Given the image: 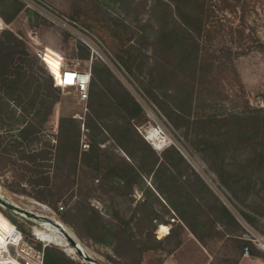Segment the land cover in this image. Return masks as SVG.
I'll list each match as a JSON object with an SVG mask.
<instances>
[{
  "label": "rangeland",
  "instance_id": "rangeland-1",
  "mask_svg": "<svg viewBox=\"0 0 264 264\" xmlns=\"http://www.w3.org/2000/svg\"><path fill=\"white\" fill-rule=\"evenodd\" d=\"M17 1L21 3V8L14 13L12 19H8L3 11L7 10L13 13L14 6H11V0H0V14L8 22V26L1 30L0 34L4 30H8L18 39L20 43L19 53L28 59V63L24 64L25 67L33 75V81L36 84L40 83L41 93H50L51 103L48 113L35 118L32 125L23 132L17 128L19 122L15 115L9 119L8 123H5L4 120L7 115L0 119V133H4L5 136V141L0 146V196H3L13 205L40 216L27 215L23 211L0 202V235H5L6 239L8 235H11L15 223L18 226H16L17 229H21L22 235L25 236L24 242L18 247L15 245L12 247V253L16 254L21 248L27 250L33 248L37 253L34 257L29 254L25 255L37 263L41 262L38 252L43 251L48 241L38 236L40 233L38 231L37 234L36 228L44 227L43 222L57 219L66 226V231L68 230L73 235L76 241L82 245L84 251L98 262L101 264L116 263L117 259L113 258H118V256H116L112 246L85 236L90 235V233L86 230L84 232L80 226L62 218L61 210L52 203V192L53 177L56 171L55 160L59 151L61 163L64 161L66 144L68 143L60 131L62 118L72 117L76 120L80 128V150H88L90 147H83L84 142H88L91 146L93 139L90 134L91 129L87 125L88 113L91 112L96 117L100 116L110 104L125 92L132 93L144 108L145 119L143 124L139 126H148L154 123V120L160 122L168 134L176 140L178 145L174 146L202 176L212 193L219 197L240 219L246 231L243 235L252 238L255 244L264 251V216L261 217V221L258 220L251 224L246 222L240 213L241 208L254 214L257 212L251 208L258 207L261 209L262 207L264 209V174L255 173L252 167L253 162L251 161L252 164L249 162L250 156L252 155L254 158L257 154L255 150L260 151V148L256 149L257 143H260L261 139L264 141V137L255 140L250 135L249 138H238L236 142L235 140L230 141V143L227 141V148L225 146L220 147L221 157L219 160L224 167L219 166L227 169L235 176V179L240 181L241 194L237 196L227 184L223 183L204 154L195 148L192 142L195 135L194 127L189 129L186 126L177 127L148 95L146 84L151 83L150 71L155 67L154 55H156V48H158V45L156 46L153 42L155 26L152 21L151 8L154 0ZM205 1L206 10H208L205 19L209 18V21L206 23L201 38L202 41L206 40V34L210 30L209 34L212 35L213 39L208 42L212 46H210L211 49L210 47L207 48L210 49V53H214V57L211 58L214 65L211 67V72L206 76L207 80H203L198 86L197 106L200 105V107L196 109L194 116L203 115L205 117L208 114H215L221 117L227 113L245 111L246 116L254 117L257 112V115L261 114L264 117V0ZM55 16L73 18L88 28L99 40L105 60L97 57L91 61V50L82 44L79 38L73 36L57 23L54 20ZM43 41H48L49 45L46 46L47 58L52 61L55 60L54 58H58V47L62 43L63 56L68 65H78L80 68L91 65L92 76L89 95L86 100L80 99L74 88L55 90L49 83L48 69L36 57V52L44 48L41 44ZM244 47L248 49L243 51ZM228 48L231 50L229 51ZM205 49L203 53L206 54ZM119 55L123 56L124 60H134L132 71ZM96 65L98 66L97 69ZM102 67L107 68L110 75L103 78L96 73L95 69L101 70ZM19 112L17 110L16 115ZM213 122L212 127L219 128L218 125L220 124H217V121ZM10 123H14V125H10ZM49 131H57V134L50 135ZM231 133L233 135L238 134L235 128L227 129V134L231 135ZM19 141L22 142L21 146L16 148L14 145ZM50 142L55 145L51 146ZM42 145L50 149L52 153L47 185L35 182L41 166L32 164L34 167L30 170L22 166L26 161L22 158V153L23 155L24 153L28 154V150L40 149ZM101 145L108 149L107 158L109 160H117L120 154H124L113 145L111 140H107ZM212 154L215 156L216 151H212ZM259 156L260 154L254 163L259 161ZM68 169L69 166H66L58 170L59 174L61 172L59 181L64 179V174ZM94 174L95 172L90 167L79 169L76 182L71 184L74 188L73 191L70 188L61 199L65 207L77 202L79 196H86L82 193H88L87 201L107 218L114 217L116 211L121 208L124 211L129 210L126 218L130 219L136 205L146 200L148 205L157 209L159 219L168 221V224H158L156 235L164 238L173 229L171 236L165 241V249L168 251L165 252L163 249L146 251L143 264H159V257L164 256V261L166 258L174 257L181 264H208L209 258L212 259L214 255L216 259H221L226 255L224 249L226 241L223 235L216 233V230L212 233V223L207 224V226H211V230L208 228L209 234L203 235L207 242L208 249H206L189 229H180V219L168 204L167 198L155 197L139 184L134 185L132 196L113 195L105 191L106 183L105 186L101 184L99 181L101 177L98 176L97 179ZM73 176L74 174H72V178ZM246 176L247 178L243 179ZM145 180L146 187H154L155 182H153L152 177L147 176ZM198 186L199 184L196 187ZM89 188L90 192L88 191ZM211 196V194L204 196L203 203L207 201L214 203L215 197L214 195L213 198ZM245 199L249 205L254 206L248 208V205H244ZM209 202L207 203L209 204ZM204 206L209 208L207 204ZM135 221L136 219L132 220L133 223ZM142 225L144 224L140 222L141 227ZM216 225L219 228L222 227L218 222ZM135 227L137 228L136 225ZM228 228L231 229L230 226ZM8 230L10 232H7ZM59 232L63 233V229H60ZM237 232L241 233V229ZM180 239L182 242L176 248L175 246ZM49 246H54L63 251L76 263L90 264L79 252H68L66 247L59 243L52 242ZM69 247L77 250L72 243ZM211 252L212 255L210 256ZM251 256L254 255L246 249L241 260L247 257L246 259L252 261ZM245 264H249V262L247 261Z\"/></svg>",
  "mask_w": 264,
  "mask_h": 264
},
{
  "label": "trees",
  "instance_id": "trees-1",
  "mask_svg": "<svg viewBox=\"0 0 264 264\" xmlns=\"http://www.w3.org/2000/svg\"><path fill=\"white\" fill-rule=\"evenodd\" d=\"M11 6H14L13 13L3 11L8 19H12L14 13L20 10L21 3L11 0ZM151 12L155 26L153 42L156 46L158 45V48L154 55L155 67L150 71L152 80L150 84H146L148 95L177 127L186 126L188 129L194 127L195 135L192 142L195 148L204 154L223 183L227 184L235 195L240 196V181L235 179V176L227 169L221 168L224 166L219 160L220 147H226L230 141L235 140L236 142L238 138H249L250 135L255 140L263 138L264 117L261 114L257 115V112L254 117L246 116L245 111L231 112L221 117L215 114H208L205 117L203 115L194 116L196 109L200 107V105L197 106L198 86L203 80H207L206 76L214 65L211 59L214 53H210L212 45L209 42L213 39L209 34L210 30L206 34V40L202 41L201 38L206 23L209 21V18L205 19L208 13L206 1L154 0ZM19 45L18 39L10 31L4 30L0 34V119L7 115L4 120L8 123L9 119L15 115L19 122L17 128L23 132L32 125L35 118L48 113L51 98L49 92L41 93L40 83L36 84L33 81V75L24 65L28 63V59L20 55ZM204 49L206 54L203 53ZM228 49L231 50V48ZM246 49L248 48L244 47L242 50L246 51ZM119 56L123 59V56ZM47 59L51 63L54 62L50 58ZM124 62L132 71L134 60L126 59ZM97 67L96 65V69ZM96 69V73L103 78L110 75V71L105 67L101 70ZM17 110L20 111L18 115H16ZM144 119V108L135 96L130 92L123 93L100 116L96 117L91 112L88 113L87 125L91 129L90 134L93 139L90 148L81 151L78 123L72 117L62 118L60 131L68 143L64 161L61 163L59 151L55 160L56 171L53 177L52 192V203L61 210L62 218L80 226L84 232L90 233L85 236L112 246L118 256V258H113L117 259L115 264H143L146 251L155 249L168 251L165 249V241L171 236L173 229L164 238L156 235L158 224H168V221L159 219L157 209L148 205L146 200L136 205L130 219L126 218L129 210L124 211L121 208L116 211L114 217L107 218L87 201L88 193H82L86 196H79L78 201L69 207L63 205L61 199L70 188L73 191L71 184L76 182L79 169L90 167L95 172L94 177L98 179L100 176L101 184L106 183L105 191L113 195L132 196L134 185L139 184L151 195L167 198L168 204L180 219V229H189L206 249H208L207 242L203 235L209 234L208 228L211 230L212 226V233L216 230V233L223 235L226 241L224 245L226 255L221 259H216L214 255L212 259L209 258L208 264H239L246 249L254 256L264 258V251L255 244L252 238L243 235L246 231L240 219L219 197L212 193L206 181L186 161L180 150L170 145L159 153L144 138L138 129ZM213 121L220 124L219 128L212 127ZM230 128L231 130L235 128L238 134H227V129ZM48 133L54 135L57 131ZM186 133L188 134V131ZM0 134V146H2L5 136L4 133ZM107 140H111L113 145L124 153L119 156L117 154V160L107 158L108 149L101 145ZM21 143L19 141L14 146L18 148ZM257 144L256 149L260 148V151L255 150L257 154L254 158L251 155L249 162L251 164L253 162L252 167L255 173L264 174V141L261 139ZM50 145L55 144L50 142ZM212 151H216L215 156ZM27 152L28 154L24 153V155L22 153V158L26 160L22 166H25L27 170L33 168L34 164L41 166L35 182L47 185L52 158L51 150L42 145L40 149ZM258 154H260L259 161L254 163ZM66 166H69V169L64 174V179L59 181L61 172L59 174L58 170ZM72 174H74L73 178ZM147 176L152 177L155 182L154 187H146ZM197 184H199L198 187H196ZM88 191L90 192V188ZM210 194L212 198L213 195L215 197L214 203L207 200L209 204L205 201L203 203L204 196ZM205 204L209 208H206ZM244 205H248V208L254 206L249 205L247 199ZM251 209L257 213L254 214L242 208L240 213L246 222L254 224L264 216V209L262 207ZM131 219H136L135 223ZM140 222L144 224L142 227ZM217 222L221 224V228L217 227ZM209 223L213 225L207 226ZM239 229L241 233L237 232ZM83 231L80 232L83 233ZM4 242L5 235H0V243ZM181 242L182 239L175 247L177 248ZM43 252V264H81L76 263L54 246H44ZM209 255L211 256L212 252ZM164 258L165 256L159 257V264H163Z\"/></svg>",
  "mask_w": 264,
  "mask_h": 264
},
{
  "label": "built area",
  "instance_id": "built-area-1",
  "mask_svg": "<svg viewBox=\"0 0 264 264\" xmlns=\"http://www.w3.org/2000/svg\"><path fill=\"white\" fill-rule=\"evenodd\" d=\"M54 20L62 25V27L69 31L73 36H76L80 39L82 44L91 50V61L97 57H101L105 60L101 46L99 45V40L96 36L85 26L80 24L77 20L66 17V16H55ZM8 26L7 20L0 14V31ZM61 43V42H60ZM44 48L40 49L41 51L36 52V57H38L40 63L47 67L49 73V83L53 86L55 90H63L68 88H74L77 92V95L80 99L86 100L89 95V87L92 76L91 65L89 67L80 68L78 65H68L63 56V45L62 43L58 47V58H54L57 63L52 62L47 59L48 50L47 45L48 41H43L41 43ZM43 65V66H44ZM140 133L144 138L149 141L153 147L161 152L163 149L170 145H178L176 140H174L166 131L165 127L154 120V123L150 125H141L138 127ZM84 148H89L90 144L88 142L83 143ZM8 217V216H7ZM9 218V217H8ZM9 220H11L9 218ZM12 221V220H11ZM13 222V221H12ZM14 223V222H13ZM15 224V223H14ZM16 225V224H15ZM17 226V225H16ZM18 227V226H17ZM18 231L21 233L18 240H13L7 243V247L0 246V261L5 259L9 264H17L14 259H18L23 264H43L44 263V252L39 251L38 253L41 262H35L33 259L29 258L25 254L30 256H35L37 253L32 248L27 250L26 248H21L20 251H17L16 254L12 253V247L19 246L21 242L25 241V236L22 235L21 229L18 228ZM17 242V243H16ZM16 243V244H15ZM19 243V244H18ZM52 242H48L46 245H51ZM45 245V246H46ZM28 257V258H26Z\"/></svg>",
  "mask_w": 264,
  "mask_h": 264
},
{
  "label": "bare ground",
  "instance_id": "bare-ground-1",
  "mask_svg": "<svg viewBox=\"0 0 264 264\" xmlns=\"http://www.w3.org/2000/svg\"><path fill=\"white\" fill-rule=\"evenodd\" d=\"M57 220V219H56ZM58 221V220H57ZM58 222L61 223V225L63 226L60 227L56 224H53V222L47 221V222H43L44 227H37L36 228V232L38 234V231L40 233L41 237L39 234L38 236L48 242H53V243H59L63 246L66 247V250L68 252H76L77 250H74L72 247H69L70 245V240L68 239V237L66 236L67 234L71 235L70 232L67 230L66 231V226L59 220ZM60 229H63V233L59 232ZM18 233H20L16 227V225H13V230L10 233L11 235H8L5 239V242L3 244L0 243V246L7 247V243H9L10 241L13 242V240H18V238H20V236L18 235ZM21 235V233H20ZM73 237V235H71ZM74 238V237H73ZM75 239V238H74ZM76 240V239H75ZM17 243V242H16ZM15 243V244H16ZM22 243V242H21ZM20 243V244H21ZM19 244V243H18ZM82 246V245H81ZM83 248V247H82ZM77 249V248H76ZM84 250V249H83ZM78 252V251H77ZM15 263L17 264H23L21 261H19L18 259H14ZM0 264H9L5 259H2V261H0Z\"/></svg>",
  "mask_w": 264,
  "mask_h": 264
},
{
  "label": "water",
  "instance_id": "water-1",
  "mask_svg": "<svg viewBox=\"0 0 264 264\" xmlns=\"http://www.w3.org/2000/svg\"><path fill=\"white\" fill-rule=\"evenodd\" d=\"M0 202L3 203L4 205L6 206H9V207H14L20 211H23L24 213H26L27 215H30V216H35V217H40L39 215L35 214V213H32L26 209H23V208H20L16 205H13L12 203H10L7 199H5L4 197L0 196ZM59 221V220H58ZM57 220H53L51 219L50 222H53V224H56L60 227L63 228V226L61 225L60 222H58ZM68 237V239L70 240V243L73 244L74 247L77 248V251L82 255V257L87 261L89 262L90 264H101L100 262H98L94 257H92L89 253H87L86 251L83 250L81 244L79 242H77L71 235L67 234L66 235Z\"/></svg>",
  "mask_w": 264,
  "mask_h": 264
},
{
  "label": "crops",
  "instance_id": "crops-1",
  "mask_svg": "<svg viewBox=\"0 0 264 264\" xmlns=\"http://www.w3.org/2000/svg\"><path fill=\"white\" fill-rule=\"evenodd\" d=\"M246 258L247 257H244L239 264H245L247 261L249 262V264H264V259L259 256H251L252 261ZM163 264H181V263L176 258L169 257V258H166Z\"/></svg>",
  "mask_w": 264,
  "mask_h": 264
}]
</instances>
